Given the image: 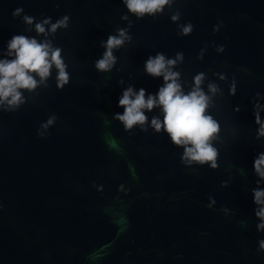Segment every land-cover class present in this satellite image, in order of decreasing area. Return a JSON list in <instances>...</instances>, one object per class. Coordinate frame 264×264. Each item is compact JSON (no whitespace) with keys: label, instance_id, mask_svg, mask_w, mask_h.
Instances as JSON below:
<instances>
[{"label":"water","instance_id":"water-1","mask_svg":"<svg viewBox=\"0 0 264 264\" xmlns=\"http://www.w3.org/2000/svg\"><path fill=\"white\" fill-rule=\"evenodd\" d=\"M16 8L37 22L69 17L53 43L70 80L57 90L53 69L47 89L15 112L0 111V264H264L252 196L253 162L264 153L253 115L256 93L264 105V0H176L155 18L129 15L132 40L114 51L109 73L94 62L104 52L100 42L128 27L122 0H0V54L13 35L36 36L13 18ZM177 10L179 24L194 26L188 36L170 20ZM157 52L183 53L175 70L186 91L203 72L205 90L213 82L223 92L210 109L222 141L214 142L215 170L183 165V149L163 131L126 132L112 119L123 113L118 100L129 85L146 95L162 86V77L144 71ZM53 114L40 138L37 129ZM145 114L151 119L159 109Z\"/></svg>","mask_w":264,"mask_h":264},{"label":"clouds","instance_id":"clouds-1","mask_svg":"<svg viewBox=\"0 0 264 264\" xmlns=\"http://www.w3.org/2000/svg\"><path fill=\"white\" fill-rule=\"evenodd\" d=\"M176 0H122L126 6L127 15H122L121 20L128 22V27L117 28L115 34H110L106 41H101L100 46L104 49L102 56L94 62V68L99 73H109L117 63L114 51H117L130 43L132 40L129 29L132 21L129 15L137 20L145 16L155 18L164 13L165 8L171 10ZM23 8H16L12 12L13 18L21 17L25 25V32H35L36 36L15 34L6 45V50L0 54V111L15 112L33 95L38 88L49 87L48 81L52 77L53 69L55 75V88L62 90L68 85L70 76L67 71L68 65L62 55V48L53 43L58 30L67 29L69 17L62 16L55 22L51 17H45L38 22L35 17L21 15ZM180 12L174 11L170 20L177 23L178 34L188 36L193 31L191 23L179 24ZM219 26H214L217 31ZM37 37H42L38 39ZM223 46L216 49L222 52ZM203 49L197 59L203 58ZM183 53L177 52L174 58H168L162 52L149 56L144 64V71L151 77H162L163 84L155 94H147L146 90L134 89L132 85L126 87L118 100V107L123 108V113L115 114L112 119L119 121L126 132L138 128L141 132H147L149 128L155 134L165 133L171 144L182 148L180 161L185 166L208 165L212 170L218 167V149L214 142L222 143L219 139L220 124L210 114V109L215 107V98L222 96L220 87L213 82H208L205 90L206 74L197 73L191 82V86L185 90L181 82L180 71L175 70L183 62ZM120 71V69H117ZM214 75H217L214 73ZM111 79V77H106ZM218 79L223 81L225 76L220 74ZM123 85V79L117 82ZM25 93L30 94L25 96ZM236 84L233 80L229 86V95H235ZM262 97L256 93L253 103V115L256 129V139L264 138V119L261 112H264V105L258 101ZM159 109L158 115L151 119L145 112H152ZM236 107L234 111H239ZM57 117L50 115L45 122H42L37 129V135L44 138L47 130L55 124ZM105 124L109 121L105 119ZM253 170L257 187L252 189L254 216L259 221L256 224V231L264 230V188L260 184L264 182V153H259L253 162ZM244 174V173H243ZM222 187L227 186L223 182ZM215 201L209 198L207 207H212ZM227 213V209H223ZM241 226L246 227L244 221ZM258 249L264 251V240L258 241Z\"/></svg>","mask_w":264,"mask_h":264}]
</instances>
